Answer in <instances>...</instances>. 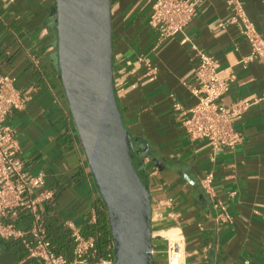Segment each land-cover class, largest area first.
<instances>
[{"label": "crops", "instance_id": "obj_1", "mask_svg": "<svg viewBox=\"0 0 264 264\" xmlns=\"http://www.w3.org/2000/svg\"><path fill=\"white\" fill-rule=\"evenodd\" d=\"M240 1L264 33L262 0ZM150 8V0H112L117 102L151 209L164 214L151 217L152 232L170 226L182 231L186 264H264V101L232 117L241 140L221 150L190 138L174 108L175 102L184 107L196 102L191 86L198 59L192 44L218 60L223 76H233L222 100L228 107L264 93V65L244 62L250 46L230 22L226 0H201L183 32L161 41L148 26ZM56 26L55 0H0V71L14 74L20 90L30 94L8 124L30 173H44L43 189L54 192L40 206L53 249L72 258L68 224L84 234L104 202L61 82ZM138 55L148 58L153 71L138 61L126 65ZM210 172L212 193L202 185ZM5 221L25 230L32 225L26 212ZM153 243L151 264H166L162 242ZM94 258L87 264H101L90 261ZM0 264L43 262L30 256L21 240L0 236Z\"/></svg>", "mask_w": 264, "mask_h": 264}, {"label": "built area", "instance_id": "obj_2", "mask_svg": "<svg viewBox=\"0 0 264 264\" xmlns=\"http://www.w3.org/2000/svg\"><path fill=\"white\" fill-rule=\"evenodd\" d=\"M150 1L148 26L157 33L160 41L182 33L196 15L201 3V0ZM226 2L231 12L230 22L238 27L250 46V53L244 58V62L257 61L264 65V33L256 29L240 0ZM262 2L264 6V0ZM186 40L184 38L183 41ZM192 48L198 59L191 86L196 102L189 107L175 102L174 108L190 138L206 139L214 150L233 148L241 140V135L233 128L232 117L247 110L253 103L264 101V93L253 102L226 106L222 100L229 90L233 76L222 75L220 64L214 56L195 44H192ZM135 61L148 66L150 71L154 69L145 55H138L136 60H127L126 65L131 66ZM29 99V91L20 90L14 74L0 71V236L21 240L30 256L41 259L43 264H87L91 257L97 256V238L84 235L71 222L68 225L72 231L73 257L68 258L53 249L40 206L52 200L54 192L43 189L44 173H30L22 157L16 131L8 124V116L13 111L23 110ZM213 179L211 172L202 179V185L208 193L213 191ZM222 209L224 211L225 208L222 206ZM22 212L28 213L32 218L29 229H21L5 221L6 218L19 216ZM151 213L152 218H161L164 215L161 211L154 213L152 209ZM224 217L230 219L226 213ZM174 227L170 226L168 229ZM159 231H154L151 236L152 257L156 254L153 240L163 239L166 245V264H186L185 237L182 231L179 239L162 237ZM109 249L108 257L98 258L101 264H115L113 241Z\"/></svg>", "mask_w": 264, "mask_h": 264}, {"label": "water", "instance_id": "obj_3", "mask_svg": "<svg viewBox=\"0 0 264 264\" xmlns=\"http://www.w3.org/2000/svg\"><path fill=\"white\" fill-rule=\"evenodd\" d=\"M61 82L107 208L115 264H151V198L131 154L113 72L112 0H55Z\"/></svg>", "mask_w": 264, "mask_h": 264}, {"label": "trees", "instance_id": "obj_4", "mask_svg": "<svg viewBox=\"0 0 264 264\" xmlns=\"http://www.w3.org/2000/svg\"><path fill=\"white\" fill-rule=\"evenodd\" d=\"M132 154V151H131ZM133 157V154H132ZM134 161V158H133ZM135 163V161H134ZM139 175L141 176L140 171L137 169ZM85 231V232H84ZM84 235H93L97 237V256L94 259H91L92 262H97L98 258L108 257L110 251L109 246L112 243L110 224L108 221V212L107 208L103 203V209L100 213V216L97 222L93 225L87 226L84 229Z\"/></svg>", "mask_w": 264, "mask_h": 264}, {"label": "bare ground", "instance_id": "obj_5", "mask_svg": "<svg viewBox=\"0 0 264 264\" xmlns=\"http://www.w3.org/2000/svg\"><path fill=\"white\" fill-rule=\"evenodd\" d=\"M179 230V229H178ZM178 230H175V228H170V229H163L161 231H159V234L162 237H170V238H175V239H179L181 238V231L179 232ZM166 231V232H163ZM163 232V233H162ZM153 232H151V236H152Z\"/></svg>", "mask_w": 264, "mask_h": 264}, {"label": "rangeland", "instance_id": "obj_6", "mask_svg": "<svg viewBox=\"0 0 264 264\" xmlns=\"http://www.w3.org/2000/svg\"><path fill=\"white\" fill-rule=\"evenodd\" d=\"M162 229H168V227H165V228H162ZM155 231H159V230H155ZM160 242H162V246L165 247V240L163 239H160ZM165 253V252H164ZM165 256H166V253H165Z\"/></svg>", "mask_w": 264, "mask_h": 264}]
</instances>
